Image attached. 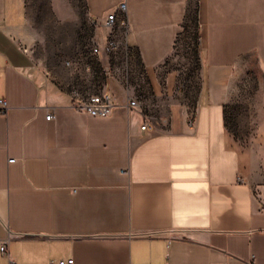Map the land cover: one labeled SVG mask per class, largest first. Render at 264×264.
Returning a JSON list of instances; mask_svg holds the SVG:
<instances>
[{
  "label": "crops",
  "instance_id": "0c3cea01",
  "mask_svg": "<svg viewBox=\"0 0 264 264\" xmlns=\"http://www.w3.org/2000/svg\"><path fill=\"white\" fill-rule=\"evenodd\" d=\"M122 3L127 24L111 29ZM32 4L47 22L93 24L101 58L109 36L135 52L166 112L122 94L104 118L73 105L35 48ZM191 15L193 106L176 74L158 79ZM253 72L258 106L237 138L227 110ZM2 100L0 264H264V0H0Z\"/></svg>",
  "mask_w": 264,
  "mask_h": 264
},
{
  "label": "rangeland",
  "instance_id": "374dc122",
  "mask_svg": "<svg viewBox=\"0 0 264 264\" xmlns=\"http://www.w3.org/2000/svg\"><path fill=\"white\" fill-rule=\"evenodd\" d=\"M40 1L44 4L47 0ZM32 5L33 20L43 35L35 48L44 62L43 67L62 89L76 90L82 96L109 90L114 96L122 94L138 99L151 116L160 117L166 112L169 101L156 99L151 76L143 69L138 56H129L122 47L115 50L106 47L101 58L100 52H94L93 24L82 22L74 27L47 22ZM194 18L192 15L189 17L173 54L158 73L162 82L168 74H176L182 90L179 99L191 105L196 102L202 85L199 39ZM244 83L246 87L239 90L227 110V125L237 138L242 137L250 126L251 113L258 106V74L249 73Z\"/></svg>",
  "mask_w": 264,
  "mask_h": 264
},
{
  "label": "built area",
  "instance_id": "2783aa9c",
  "mask_svg": "<svg viewBox=\"0 0 264 264\" xmlns=\"http://www.w3.org/2000/svg\"><path fill=\"white\" fill-rule=\"evenodd\" d=\"M126 13V4L122 3L119 7L108 15L107 25L111 29L116 26L117 23L121 25H126L127 21L125 19ZM119 47V43L116 42L111 36H109V40L107 43V48L110 50H115ZM95 53H99V48H94ZM131 54V55H130ZM129 56H137L135 52L129 51ZM72 102L77 108L85 112L87 115L91 117H99L104 118L108 117L112 110L116 106V99L114 95L109 90H104L102 92L91 94L87 96H82L78 91L72 92ZM128 107L130 109H140L141 101L136 98H133L129 101ZM8 109V105L6 101H0V114L6 113ZM53 119V114L50 113L47 116V120ZM155 127V123L151 119L150 116L145 115V122L141 126V130L145 131L148 129H153ZM13 161V160H12ZM0 252L3 254L8 253V244L2 240H0ZM9 264H14L13 261H10ZM54 264V263H52ZM55 264H74L73 259H61L57 261Z\"/></svg>",
  "mask_w": 264,
  "mask_h": 264
},
{
  "label": "trees",
  "instance_id": "16d2710c",
  "mask_svg": "<svg viewBox=\"0 0 264 264\" xmlns=\"http://www.w3.org/2000/svg\"><path fill=\"white\" fill-rule=\"evenodd\" d=\"M195 24H196V20H195ZM196 29H197V25H196ZM194 104H195V103H194ZM194 104H193V105H194ZM193 105H192V106H193Z\"/></svg>",
  "mask_w": 264,
  "mask_h": 264
}]
</instances>
